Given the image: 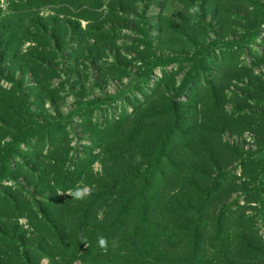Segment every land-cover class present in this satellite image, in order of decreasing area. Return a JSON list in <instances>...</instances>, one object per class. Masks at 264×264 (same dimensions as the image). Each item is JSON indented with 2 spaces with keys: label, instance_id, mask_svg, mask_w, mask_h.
Returning <instances> with one entry per match:
<instances>
[{
  "label": "rangeland",
  "instance_id": "obj_1",
  "mask_svg": "<svg viewBox=\"0 0 264 264\" xmlns=\"http://www.w3.org/2000/svg\"><path fill=\"white\" fill-rule=\"evenodd\" d=\"M0 264H264V0H0Z\"/></svg>",
  "mask_w": 264,
  "mask_h": 264
},
{
  "label": "clouds",
  "instance_id": "obj_2",
  "mask_svg": "<svg viewBox=\"0 0 264 264\" xmlns=\"http://www.w3.org/2000/svg\"><path fill=\"white\" fill-rule=\"evenodd\" d=\"M86 193L90 194L87 192V189L81 188L78 185L74 190H70L69 194L72 195V197L74 199H83L85 197ZM98 240H99V244L102 248L106 246L107 241L103 237H98Z\"/></svg>",
  "mask_w": 264,
  "mask_h": 264
},
{
  "label": "trees",
  "instance_id": "obj_3",
  "mask_svg": "<svg viewBox=\"0 0 264 264\" xmlns=\"http://www.w3.org/2000/svg\"><path fill=\"white\" fill-rule=\"evenodd\" d=\"M43 174H44V176H46L47 175L46 171H41L39 175L43 176ZM41 178L42 177H40L39 179L41 180ZM49 182H50V184L51 183L54 184V181H49ZM38 184L39 185H41V184L45 185V183H43L42 181H39ZM57 184L60 187V188H57V191L65 192V191L73 189V187H72L73 181H70V180H68V181L66 180L65 182H58ZM126 246H127V242L124 244V247H126Z\"/></svg>",
  "mask_w": 264,
  "mask_h": 264
}]
</instances>
